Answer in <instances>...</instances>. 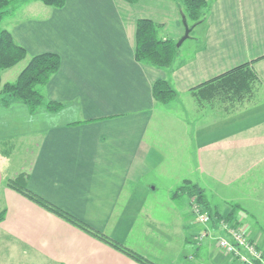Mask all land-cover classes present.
<instances>
[{"label": "crops", "instance_id": "1", "mask_svg": "<svg viewBox=\"0 0 264 264\" xmlns=\"http://www.w3.org/2000/svg\"><path fill=\"white\" fill-rule=\"evenodd\" d=\"M24 3L5 27L26 47V61L42 51L61 55L44 92L64 105L31 112L36 127L0 135L13 149H0V264H142L8 186L21 172L30 189L156 263H168L156 249L174 232L180 264L183 255L192 264H241L212 236L196 243L202 227L192 226V209L175 205L179 192L171 194L189 177L213 211L233 212L264 251V0H210L167 67L135 58L136 22L153 18L178 40L185 24L177 0ZM247 61L257 73L250 96L220 114L213 106L186 114L193 86ZM160 77L177 90L169 107L153 96ZM162 199L177 216L159 211ZM187 242L195 243L190 255Z\"/></svg>", "mask_w": 264, "mask_h": 264}, {"label": "trees", "instance_id": "2", "mask_svg": "<svg viewBox=\"0 0 264 264\" xmlns=\"http://www.w3.org/2000/svg\"><path fill=\"white\" fill-rule=\"evenodd\" d=\"M11 1L0 0V24L3 17L10 11L9 5ZM42 1L58 7L63 6L65 2V0ZM127 1L135 2L137 0ZM177 2L183 17L191 28L204 19L210 6V0H177ZM161 25L160 22L150 17H139L137 19L134 51L137 60L161 67H167L173 63L179 45H177V40L174 38L161 34ZM26 55V47L15 40L11 30L0 26V104L7 106L13 99L18 98L28 105L31 112H35L39 107L50 111L61 109L64 103L47 98L44 92L45 84L61 66V55L56 51L48 50L33 54L15 79L1 83L3 70L13 66L25 58ZM256 80L257 73L253 69L251 62L247 61L193 86L191 91L199 101L210 100L214 97L240 101L253 93ZM152 92L157 105H166L175 99L177 95V90L171 81L163 77L154 80ZM5 153L10 155L12 150H8ZM28 179L29 173L21 172L14 178L8 179L7 184L90 234L125 252L142 264H158L33 191L28 186ZM180 191L187 193L189 196H195V200L203 209L208 210L217 218L221 217L217 211L211 209L204 188L197 182H193L189 177L183 178L173 195L180 193ZM232 213L230 212L226 216L231 221L233 220ZM4 216L5 210L3 209L0 211V220Z\"/></svg>", "mask_w": 264, "mask_h": 264}, {"label": "rangeland", "instance_id": "3", "mask_svg": "<svg viewBox=\"0 0 264 264\" xmlns=\"http://www.w3.org/2000/svg\"><path fill=\"white\" fill-rule=\"evenodd\" d=\"M26 1H29V0H12L11 4L9 5L10 11L3 17L0 26H4L5 27V24H8V23H6L7 20L12 21V19H14V16L15 15L17 16L19 14V11H23L22 8L24 6L25 7L27 6V4L24 3ZM34 1L38 2L37 4H40V2L44 3L42 0H34ZM20 15H21V12H20ZM160 32H162V31L160 30ZM175 40H177V39H175ZM26 63H27L26 59L23 58L22 60H20L19 62H17L13 66L4 69L3 70L4 73L2 72V76H1V83H3V80L5 82V80L7 81V79L8 80L15 79L16 76L18 75L19 71L24 67V65ZM256 82H257V80H256ZM0 88H1V85H0ZM192 95L193 96L190 98V100H191L190 103H191L192 108L187 109L186 110V114H190L191 112H194V110H195L194 108L202 109V108L207 107V106H213L212 108L214 109L215 113L220 114V113L228 110L229 108L234 107L237 104V102H238V101H231V100H228V99H221L219 97H214L213 99H210V100L208 99V100H204V101H199L194 96L193 93H192ZM11 104L12 105H11L10 108H12V109H7V111L5 110L4 113H0V135L1 136L5 137L4 135H6L8 133L16 134V132H18L19 130H24L26 128H31V127H36L35 115L33 113H31V111L28 108V105L23 100L15 98V99L12 100ZM168 104L162 105V106L169 107ZM40 109H42V107L38 108L39 111H40ZM201 120H203V117H201ZM6 137H8V136H6ZM9 142H10V139H8V138L3 139V140L0 141V145H1L0 149H1V151H3V154H5L7 156L9 154H7L5 152L8 151L9 146L11 145ZM12 151H13V149H12ZM8 179H10V178H8ZM8 179H7V181H8ZM180 183L181 182H179V184H175V186L173 188V192L171 193L172 196H173V193L176 192V189H177L178 185H180ZM173 198H176V200L174 201L175 205H178L177 203L180 202L181 206H182L181 208H182L183 211L189 210V212H190V210L192 209V213H193V203L195 201L194 200L195 196H190V200H189L188 194L185 193V192L180 191L179 196L178 197L175 196ZM161 205H162V203H160V206ZM163 205H164V207L159 209V211L161 213H168L167 214V218H170V216L171 217L172 216H177L178 209H170V208H168V206H172L171 202L168 203V201L164 202V200H163ZM178 208H180V207H178ZM3 209L4 208L0 209V211L3 210ZM182 219H183V217H182ZM165 220H167V219H165ZM176 220H177V217H176ZM67 221H69V220H67ZM213 221L215 222L214 225H217V223L219 221V218L216 217V219L213 220ZM196 222H198V221H196ZM166 223H169V222H166ZM192 226H194V228L197 231H199L200 227L203 226V223L198 222L196 224H193ZM168 227L172 228L173 226L170 225ZM168 227L165 230L170 231ZM212 233H213V231H212ZM166 236H167L166 240L163 239V241H160L159 242V246H158L159 248L157 247V249H156V251L159 252L158 255H160V253L165 255V259L168 262V263L161 262V264H176V263L180 264V263H178V262H180V260L177 258V255L175 256V258L173 256V254L175 252L177 253L178 249L180 248V245H181L180 235L178 233H174L173 232V234H171V235L170 234H166ZM208 240H210V239H206L204 242H207ZM164 242H166V245H169V246H166V248H163ZM194 246H195V243L187 242L183 249H185V251H186L185 253L186 254L189 253V255H190V254H192L191 251H193ZM170 247H172V248H170ZM190 249H192V250H190ZM172 258H173V260H172ZM180 258H183L181 263H183V264H192L190 257L183 255V257L181 256ZM159 259H160V261H162L160 256H159Z\"/></svg>", "mask_w": 264, "mask_h": 264}, {"label": "built area", "instance_id": "4", "mask_svg": "<svg viewBox=\"0 0 264 264\" xmlns=\"http://www.w3.org/2000/svg\"><path fill=\"white\" fill-rule=\"evenodd\" d=\"M193 213L196 220L203 223L201 230L195 235L197 244L212 236L223 252L230 254L241 264H264L263 249L258 246L256 239L247 234L242 225L226 217H219L217 225H214L213 220L216 217L203 209L196 200L193 203Z\"/></svg>", "mask_w": 264, "mask_h": 264}, {"label": "water", "instance_id": "5", "mask_svg": "<svg viewBox=\"0 0 264 264\" xmlns=\"http://www.w3.org/2000/svg\"><path fill=\"white\" fill-rule=\"evenodd\" d=\"M184 24H185V32L184 34L177 40V45H180L185 38H187L190 35L191 27L188 25L186 19L183 17Z\"/></svg>", "mask_w": 264, "mask_h": 264}]
</instances>
